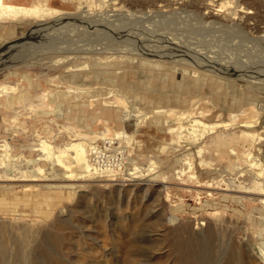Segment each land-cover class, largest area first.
Returning <instances> with one entry per match:
<instances>
[{
	"label": "rangeland",
	"instance_id": "374dc122",
	"mask_svg": "<svg viewBox=\"0 0 264 264\" xmlns=\"http://www.w3.org/2000/svg\"><path fill=\"white\" fill-rule=\"evenodd\" d=\"M5 1L12 8L10 15L4 6L0 8V44L23 36H30V44L29 50L10 59L0 56V264H264L255 253L257 247L264 248V172L259 175L248 169L250 155L259 158L264 168V92L250 94L227 79L217 87L212 80L204 100L197 102L201 96H188L198 86L196 71L190 67L136 69L131 60L80 46L84 40L83 45H103L106 39L99 33L97 39L77 25L68 27L71 22L42 33L35 30V23L50 22L48 16L23 17V11L37 0ZM95 1L104 11L96 12L103 17L92 15L88 23L110 32L133 31L130 40L140 46V36L163 34L153 28L146 36L149 27L142 18L148 12H177L178 22L190 20L191 27L202 29L199 18L220 22L216 11L237 4L235 16L218 13L239 24L217 29L219 57L229 61L225 66L235 65L232 68H240L264 88V0ZM54 8L69 14L75 11L61 5ZM113 8L125 20L112 16ZM207 12L211 18L204 15ZM169 27L165 33H182ZM120 35L116 40L126 43L122 37L129 36ZM108 42L116 48L115 40ZM112 45L110 49H115ZM66 46L69 52L62 54ZM40 47L47 53L41 54ZM74 50L89 59L66 61L64 57L75 54ZM51 56L61 58L52 61ZM141 70L150 74L120 78ZM151 78L169 80L175 91L171 101H166L169 96L153 98L156 95L150 93L156 87L148 85ZM141 80L145 84H139ZM232 108L237 111L229 112ZM145 114L147 120L138 128L133 119L123 120L125 115ZM190 117L235 126L218 129L205 139L203 156L190 158L189 170L177 161L178 153L187 148L178 151L174 133L180 127L186 130ZM127 121L135 127L131 132L124 130ZM249 122L254 133L245 139L242 126ZM116 135L125 137L103 148L112 154L125 150L131 162L117 168L121 171L113 175H118L116 179L65 178L67 167L74 177L80 175L73 161L74 145L83 143L87 151L86 143L101 146L100 139L113 140ZM134 167L150 168L144 180H129L126 174ZM62 185L76 187L73 196Z\"/></svg>",
	"mask_w": 264,
	"mask_h": 264
},
{
	"label": "bare ground",
	"instance_id": "6f19581e",
	"mask_svg": "<svg viewBox=\"0 0 264 264\" xmlns=\"http://www.w3.org/2000/svg\"><path fill=\"white\" fill-rule=\"evenodd\" d=\"M4 1L5 0H0V8L2 6H4L3 10L9 14L12 6L9 3H6V1L5 2ZM55 5H61L62 7L66 8V9L72 8V9H75V11L73 14H71V13L69 14L67 12L66 13L61 12V10L54 8ZM95 6H98V8L97 7L95 8ZM17 8H18V6H17ZM98 9L100 10L99 12L102 11L101 6L97 5L95 0H37L35 2V4L30 5L26 10L23 11V15H24L23 17L24 18H30V17L35 16V17H38L39 19H41L45 16L50 17V22L40 21L38 24L37 23L34 24L33 28L35 30L41 29V33L45 32L46 30L49 31V29L50 30L54 29L55 27L63 28L71 22L68 27L73 26V25H75V26L77 25L78 29H80L83 32L88 31L90 34L91 33L95 34L96 38H97V36H99L96 34H98V33L102 34L104 36H99V37L100 38L103 37L104 39H106V43H104L103 45H101L100 43L99 44L97 43L96 46L95 45L91 46L90 44H84L83 45V42L85 41L84 40L83 42L80 41L82 43V45L80 44V46H82L84 48H91L92 50H90V52L101 53V54H103V53L109 54L110 53L112 55H116L118 58H120V60L121 59L124 60L125 58L128 60H131V62H130L131 65L136 69L142 68L144 65L145 67L149 66L151 69H157V70L159 69V70L165 71V70H167V68H170V67L171 68L173 67V69H174L175 66L176 67L178 66V67H181L183 69H186L185 67L188 66L191 69L196 71V73H194V75L196 76L194 78V81H197V83H198L197 88L195 87L196 89L192 90L193 94L188 95V96L190 98L194 97V99H197L199 96H201L200 99L197 100V102L204 100L203 96L207 93V87L210 86L209 84H210V81H212V80L215 81L217 87H221L223 85V81H226L224 79H227L229 84L232 83L231 85H233L234 83L242 85L241 87L239 85V87L240 88L243 87V89L246 90L250 94L251 93L262 94L264 92V88H260L259 86H257V81H253L251 78L245 77L243 75V73L241 72L240 68H238V67L232 68V67H235V65H233V64L230 66H225L228 64L229 61L227 59H226L227 60L226 61L225 59H222L219 57V55H220L219 50H221L219 43H220L221 39L218 36H215V33H217V29L227 28V27H229V28L230 27H236L237 28V27H239L238 26L239 24H236L233 21L230 22L231 20H235V19L229 20L228 17H225L226 15L221 16L218 13H220V14L231 13L232 16H235L237 13V10H238L237 4L233 5V7L223 6V7H220V10L216 11V13H215L216 19H218L220 22H218V21H205L202 18L198 17L200 19L199 20L200 23H202L204 25V27L202 29L193 28L194 26L191 27L188 24V22L190 20L178 22L176 19V14H178L177 12L172 14L173 12H166L164 10L161 11L160 9H159L160 11L157 10V11L148 12V13H146L145 17L142 18V22L144 23V25L149 27V28H147L148 32H147L146 36L150 35V32L153 28L157 31L161 29V31H163L161 33H163V34H159V32H152V35L150 36L151 38L144 37L143 35L140 36V38L143 41L141 46L139 45L140 43L138 44L136 42V44H133V42L130 40L131 37L133 38V36H132L133 31H131V32L127 31V32H129L128 34H125L123 32L118 33L120 30L117 32H112V31L110 32V31H107L106 29H104L103 26H101V25L89 24L88 21H91L90 18L92 19L93 16H95V17L102 16V15H98L99 12L98 13L96 12V10H98ZM102 12H104V11H102ZM115 12L118 13L117 10L115 8H113L112 12H110V13L112 16L117 18L119 22L122 19L125 20L124 15L122 16L121 14H115ZM100 14H102V13H100ZM210 14H211L210 12H207V14H204V15H206L208 18H211V16H209ZM17 15H18V12H17ZM213 16H215V15H213ZM53 19H54V21H53ZM92 23H94V22H92ZM125 23H126V21H125ZM83 25H85L84 26L85 29L82 28ZM169 25H172L171 29L174 28L173 30L181 31L182 33H175V34L165 33L166 30L168 29ZM165 26H168L167 29L165 28ZM139 28H140V26H139ZM78 29H77L76 33L77 32L79 33L80 30H78ZM141 29H143V28H141ZM169 29H170V27H169ZM117 30H118V28H117ZM239 31H241V30H239ZM120 34H124V35L129 36V39L125 38V36L122 37L123 39L126 40V43L121 42L120 40H116L117 36H119V38H120V36H121ZM87 36H89V35H87ZM92 36H91V38H92ZM29 37L30 36H23L17 40L13 39L11 41H6V42L0 44V56L7 55L8 56L7 59H10L11 57H14V54H16L19 51L22 52L24 50L25 51L29 50V47H28L30 44L29 43L30 41L28 40ZM60 37H62V36H60ZM110 40H113V41L115 40V42H117L116 44H114L116 46V48L112 45L113 42H110V43L108 42ZM256 40H259V39L257 38ZM135 41H137V40H135ZM107 42L109 45H112V47H114L115 49H110V46L107 44ZM261 42H262V40H261ZM45 47H48V50H49V48H51L50 45L45 46ZM93 47H95V48H93ZM41 48H43V47H40L41 54H46L47 49H46V51H42ZM58 48L61 49V47H59V46H58ZM43 49H45V48H43ZM60 51L62 52V54H64V53L69 52V49H67V46H66L65 48H63ZM74 51H76V50H74ZM48 52H50V51H48ZM72 53L73 54L68 55L67 57H64L66 61H72V60H74V58L84 59L85 57L87 59H89V57H90L89 55H86L84 53H79V52L77 53V51L75 54H74V52H72ZM53 54H56V52L54 51ZM9 55H11V56H9ZM17 55L18 54H16V56ZM87 56H89V57H87ZM237 57H238V55H237ZM58 58H61V57L51 56L49 59L53 61L54 59H58ZM244 58H246V57H244ZM237 60H238V58H237ZM58 61H60V59ZM256 67H257V65H256ZM261 67H262V65H261ZM129 73L135 74V76H138V75L142 76L146 73L150 74L149 72H146L145 70L144 71L141 70L139 72H136V71L128 72V73L122 74L121 77L120 76L119 77L121 79H125V78L128 79L127 75H129ZM179 73H181V72H179ZM182 73H183V76L189 77L188 73H185V72H182ZM163 77L167 78L166 75H164ZM145 81H147V80L145 79ZM148 81L151 82L150 84H148L149 86L154 85L153 87L154 88L156 87L155 90H153L152 92L150 91L151 92L150 94H154L157 96V97L155 96L153 98L162 99L165 96H169L166 101H171V99L175 96V91H174V89L171 88V84H169L168 79L162 80V82L161 81L156 82L154 79L151 78ZM140 82H143V80L139 81L138 83L140 84ZM144 82H143V84H145ZM147 94H149V93H147ZM172 94H174V95H172ZM210 94L212 95V93H210ZM193 95H195V96H193ZM238 96L239 95L232 96V97L236 98ZM148 97H150V95ZM233 101H238V100L233 99ZM257 101H261V100L257 99ZM253 102H254V100L251 103L252 105L255 104V102L254 103ZM168 107L170 109L172 108L171 106H168ZM229 110H230L229 112L237 111L236 109H233V108L229 109ZM166 113L171 114V110L170 111L166 110ZM146 115L147 114L140 116V117H133V118H131V116H129V115H125L123 117V120L133 119V121L135 123V127L138 128L143 123L146 122V120H147ZM179 123L181 124L182 121ZM186 123H187V129L186 130H184L182 127H180L178 129V133H174L177 136V140L175 139L176 141H175L174 145L180 148L178 150L179 152L183 150L181 147L187 148V149L183 150L182 152L178 153V155H180V158L177 161H183L189 170L191 169L190 158H191V160L194 158L199 159L203 156L204 151L201 148V144L205 141V139H207L211 134H214L216 132V130H218V129H224V128H229L231 126H235L229 122H226L224 124H217V123L200 121V120L194 119L192 117L187 119ZM166 124L169 125L168 123H166ZM135 127L133 125V128H135ZM253 128H254L253 123H251V122L243 125L242 129L244 131L241 132V136L245 139L247 137H250V135H252L254 133ZM225 130H227V129H225ZM170 132L171 133L175 132V129L174 130L170 129ZM115 137L116 138H114L113 140L100 139L101 146L98 145L97 143H95V145H92V144L88 145L86 143V149H88L90 147V149H88L89 151L85 150V144H83V143H80V144L78 143L77 145H74L73 148L75 150V153H74V160L73 161L75 162V165H77V167L80 171V175L77 176L80 178L74 177V175L72 174L73 172H72L70 167H67V169H66L67 170L66 174L68 176L65 178L67 180H76V179H83V178H85L87 180L102 179V178L116 179L117 176L119 175L118 170L122 169L125 166H128L129 163H131V162L128 160L127 157H125L126 156L125 150L124 151H118V152L116 151L112 154V152L110 153V151H106V149L103 148V144H105L106 147L107 146L110 147V146L114 145L115 141H117L118 139H123L125 136L124 135L123 136L122 135H116ZM47 149H48V147H47ZM228 154L230 155L229 157L234 156V153L232 152V150H230V153H228ZM48 157L52 158V155L49 154ZM134 164H135V162H134ZM49 165H50V163H49ZM61 165H63V164H61ZM151 167H153V166H151ZM248 167H249L248 168L249 170L251 169L252 171H254L256 173L258 172L257 174H259V175L261 174V172L262 173L264 172L262 162L255 155L249 156ZM117 168H119V169H117ZM193 168H194V166H193ZM142 170H144V169H142ZM142 170H140V168H138V167L137 168L134 167L132 169V173L126 174V176H128L129 180L142 181V180H144L143 178H145V176H147L146 173H149L150 168L145 169V171H142ZM119 171H121V170H119ZM114 174H118V175L113 176ZM81 177H83V178H81ZM48 179H49V177H48ZM61 188L66 189V190H70L71 193H69V196H73V194H74L73 190L76 189V187L67 186V185H62ZM263 189L264 188H262V191H263ZM61 192H63V191H61ZM55 193H56V191H55ZM62 196H63V194H62ZM56 198L57 197H55V199ZM262 204L264 205V199H262ZM10 212L13 213V211H10ZM22 212H23L22 217H28L27 215L24 216V213H26L25 211H19L18 213L20 216H21ZM42 214L43 213L40 214L41 217L44 215V214L43 215ZM44 216L46 217V215H44ZM45 217H43V218H45ZM33 222L34 221H32V223ZM255 253H256V257L259 260H261V261L264 260V248L257 247L255 250Z\"/></svg>",
	"mask_w": 264,
	"mask_h": 264
},
{
	"label": "water",
	"instance_id": "95a60500",
	"mask_svg": "<svg viewBox=\"0 0 264 264\" xmlns=\"http://www.w3.org/2000/svg\"><path fill=\"white\" fill-rule=\"evenodd\" d=\"M131 129H133V123H132V121L125 122V124H124V130L126 132H131Z\"/></svg>",
	"mask_w": 264,
	"mask_h": 264
}]
</instances>
